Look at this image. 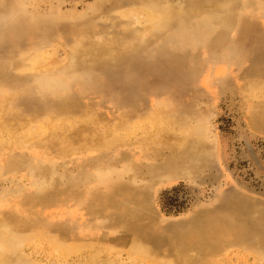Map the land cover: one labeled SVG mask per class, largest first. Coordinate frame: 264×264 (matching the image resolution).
<instances>
[{"label": "rangeland", "instance_id": "374dc122", "mask_svg": "<svg viewBox=\"0 0 264 264\" xmlns=\"http://www.w3.org/2000/svg\"><path fill=\"white\" fill-rule=\"evenodd\" d=\"M18 3L50 21L46 36H38L35 31L41 27L40 22L29 27L19 21L2 22L9 12L17 10ZM132 8L129 0H42L40 6L34 0H0V79L7 92L0 97L7 102V113L18 109L21 118L32 117L34 121L24 127L28 131L37 128V121L50 118L52 104L69 100L84 105L88 111L79 120H67V128L61 130L71 149L67 168L86 179L77 183L78 189L104 200L114 192L120 197L119 186L129 184L126 198L132 200L128 207L149 205L152 209L153 218L143 230L127 217L123 223L112 221L111 234L105 239L100 240L98 230L95 235L99 238H90L105 240L103 257L124 264L135 261L114 240L119 241L120 234L130 228L141 230L139 236L167 256L165 250L170 248L174 235L183 232L186 225L197 223L201 216L204 219L199 222L205 221L213 229L207 237L217 241L232 238L222 234L220 225L224 220L238 226L245 212H264V21L256 26L263 41L248 39L225 63L197 60L183 49L175 52L172 45L162 46L155 41L154 54L142 58L138 56L144 50H126L112 66H96L98 82L94 85L75 76L69 87H56L53 95L46 96L40 88L32 87L34 78L24 76L23 80L11 81L13 59L35 51L38 41L41 62L45 63V70L38 74L44 76L63 64L66 48L77 42L79 30L81 34L108 37V28L118 22L115 12ZM71 30H78V35L69 33ZM132 34L139 33L135 29ZM130 58L134 60L129 62ZM256 78L261 82L258 87L251 84ZM51 124L47 120V125ZM43 129L39 137L42 146L33 144V139L13 142L4 134L3 158L13 151L48 156L52 162L60 158L58 151H45L48 128ZM92 133L99 134L97 153L87 152L82 145L77 148ZM121 151L129 158H123ZM100 167L111 171L110 179L98 176L95 170ZM64 168L57 167L58 175L65 172ZM180 170L183 173L179 175ZM136 171L143 175L134 179ZM161 173L171 176L152 187V179ZM27 177L23 172L0 175V196L27 188ZM237 204H243V209ZM49 225L43 229L39 243L23 244V258L51 264L48 253L53 247L49 242L58 234L67 238L71 250L78 242H89L77 238L74 224L64 229ZM28 235L35 238L33 230ZM90 254L85 250L83 256L89 258ZM260 262L253 252L228 248L223 264Z\"/></svg>", "mask_w": 264, "mask_h": 264}, {"label": "bare ground", "instance_id": "6f19581e", "mask_svg": "<svg viewBox=\"0 0 264 264\" xmlns=\"http://www.w3.org/2000/svg\"><path fill=\"white\" fill-rule=\"evenodd\" d=\"M34 1L37 6L42 3V0ZM129 1L133 2L134 8L115 12L113 16L118 22L108 28L106 34H111L110 36L102 38L100 33L81 34L79 30L78 35V30L69 31L76 32L79 39L66 48L63 64L46 71L44 76L38 74L45 70V63L41 62V43L38 41L35 51L13 59L10 64L13 69L10 70L11 81H20L25 77L34 78L32 87L40 88L43 94L51 96L56 92V87H69L75 76L82 77L89 85L96 84L98 74L95 73V67H101L103 64L112 66L123 51L144 50L138 56L142 58L154 54L157 47L153 46L155 41L162 46L172 45L175 52L183 49L197 60H209L216 64L229 60L250 38L259 43L263 41L256 26L258 21H264V0ZM15 8L17 10L9 12L2 22L9 24L19 21L26 27L40 22L41 27L35 29L38 36H46L49 33L46 26L50 21L44 16L29 12L21 3ZM12 13L14 14L11 15ZM135 29L139 34H132ZM128 60L131 62L134 59ZM252 83L255 87L261 84L258 78ZM3 87L4 81L0 79L2 96L7 94ZM7 111V102L0 97V152L6 142L4 134L13 142H29L33 139V144L42 146L39 137L44 132L43 128H48L45 151H58L60 158L52 162L48 156L26 155V151H13L4 159L2 152L0 153V175L12 176L23 172L30 180L27 188L0 196V264H39L32 258H23L20 252L23 244L28 246L43 240L42 231L49 224L61 229L74 224L77 238H86L89 241L88 244L78 242L71 250L64 235H55L50 242L46 240L53 247L51 253H48L52 256L51 264H63L65 261L67 264H124L116 258L103 257L106 253L102 242L105 240L97 242L90 238H99L95 235L98 230L102 234L100 240L105 239L111 234L112 223H123L127 217L143 230L148 226L147 221L153 218V212L149 205L128 207L132 200L131 197L126 198L131 189L129 184L119 186L117 194H120V197L114 192L104 200H99L95 194H84L78 189L77 183L86 179L67 168L71 149L68 146V138L61 130L67 128V120H79L88 111L87 108L69 100L52 104L49 107L50 118L37 121V128L28 131L24 127L34 121L32 117L21 118L18 109L12 114ZM47 120L52 121V124L47 125ZM98 143L99 134L92 133L76 146L79 148L82 145L87 152L97 153ZM121 154L123 158H129L127 152L121 151ZM58 166L66 167L61 176L57 172ZM103 169L100 167L95 171H98V176L100 174L102 178L110 179L111 171ZM179 173L182 174L183 171L180 170L177 174ZM142 175L140 171L133 172L134 179ZM65 176L66 181L63 180ZM170 176L164 173L157 175L151 181L152 187ZM236 206L243 209V204ZM244 215L243 223H240L239 227L224 220L220 225L224 230L222 234H229L226 236L232 238H220L216 239L217 241L207 237L213 229L207 222H199L204 219L201 216L197 223L186 225L183 232L174 235L170 248L165 246L167 256L162 255V250L158 247L147 244L139 236L141 230H125L120 234L119 241L114 242L122 245L129 253L130 258L135 261L133 264H223L228 248L253 252L260 258L259 264H264V212L253 209ZM77 217L82 220L76 222ZM32 230L35 233L34 239L28 235ZM85 250L91 251L89 258L83 256Z\"/></svg>", "mask_w": 264, "mask_h": 264}]
</instances>
